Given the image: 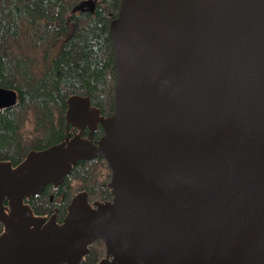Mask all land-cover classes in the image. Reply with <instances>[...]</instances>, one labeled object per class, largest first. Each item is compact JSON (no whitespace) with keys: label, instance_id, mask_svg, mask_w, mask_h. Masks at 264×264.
I'll return each instance as SVG.
<instances>
[{"label":"water","instance_id":"obj_1","mask_svg":"<svg viewBox=\"0 0 264 264\" xmlns=\"http://www.w3.org/2000/svg\"><path fill=\"white\" fill-rule=\"evenodd\" d=\"M110 32L113 113L72 95L80 132L0 160V264H84L98 240L97 264H264V0H121ZM95 158L111 200L80 191L62 222L26 202Z\"/></svg>","mask_w":264,"mask_h":264},{"label":"trees","instance_id":"obj_2","mask_svg":"<svg viewBox=\"0 0 264 264\" xmlns=\"http://www.w3.org/2000/svg\"><path fill=\"white\" fill-rule=\"evenodd\" d=\"M87 1L0 0V87L18 94L15 106L0 109V160L16 166L29 151L63 141L72 95L90 96L104 115L113 113L117 74L110 23L121 0H94L93 9L76 10ZM59 39L60 50L50 60ZM26 125L31 131L24 138ZM110 179L105 159L80 161L62 186L48 185L26 202L37 215L50 216L58 207L63 216L80 191H88L90 200L110 198ZM104 254L105 243L98 240L83 263L96 264Z\"/></svg>","mask_w":264,"mask_h":264},{"label":"flooded vegetation","instance_id":"obj_3","mask_svg":"<svg viewBox=\"0 0 264 264\" xmlns=\"http://www.w3.org/2000/svg\"><path fill=\"white\" fill-rule=\"evenodd\" d=\"M81 7V6H80ZM91 6L88 4V5H84V7H81V9H78V10H83V9H85V8H90ZM18 102V101H17ZM17 104V103H16ZM15 106V105H14ZM103 114V113H102ZM104 115V114H103ZM111 115V114H110ZM104 116H109V115H104ZM66 118V117H65ZM102 129V127L100 126L97 130H95L94 131V139L95 140H97V139H99L102 135H103V133L102 134H100V135H98V137H96V133L97 132H99L100 130ZM66 131H67V134H66V137L68 136V135H74V134H76V133H78V132H80L81 130H80V128L78 127V124L77 123H70V125L68 126V124H67V121H66ZM102 131H103V129H102ZM89 133H90V129H89V127L88 126H85V128H84V131H83V135L84 136H89ZM65 137V138H66ZM112 197L113 196H111L110 198H108V199H106V200H111L112 199ZM51 200H53V196H51ZM106 200H100V201H106ZM91 202H94L95 200H90ZM56 209H58V222H62L63 221V219L65 218V216L67 215V213L66 214H64L63 216H60V214H59V208L58 207H56L55 208V211H56ZM54 211V212H55ZM52 215V214H51ZM50 215V216H51ZM42 216H44V215H42ZM50 216H47V217H50ZM106 254V253H105ZM105 254H104V256L102 257V258H104L105 257ZM101 258V259H102ZM100 259V260H101ZM99 260V261H100ZM98 261V262H99ZM97 262V263H98ZM96 263V264H97ZM85 264V263H84Z\"/></svg>","mask_w":264,"mask_h":264},{"label":"rangeland","instance_id":"obj_4","mask_svg":"<svg viewBox=\"0 0 264 264\" xmlns=\"http://www.w3.org/2000/svg\"><path fill=\"white\" fill-rule=\"evenodd\" d=\"M78 9H81V7H78L76 10L78 11ZM62 44V40L59 39L58 42L52 47L51 51H50V60H53V58H55L57 56L58 51L60 50ZM30 128V127H29ZM28 128V125H26V127L24 128V138L27 137V132L31 131V129ZM29 129V131H28Z\"/></svg>","mask_w":264,"mask_h":264}]
</instances>
